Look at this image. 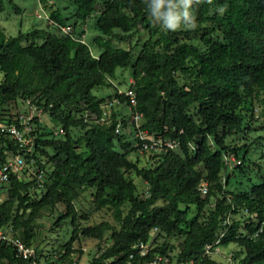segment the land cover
Masks as SVG:
<instances>
[{"label": "trees", "instance_id": "trees-1", "mask_svg": "<svg viewBox=\"0 0 264 264\" xmlns=\"http://www.w3.org/2000/svg\"><path fill=\"white\" fill-rule=\"evenodd\" d=\"M35 1L37 7L49 2ZM181 2L186 20L178 14ZM53 5L42 28L14 36L0 28V123H16L19 114L12 111L27 100L43 107L52 123L33 119L27 136L34 147L25 159L43 171L42 187L34 191L35 179L25 171L10 174L0 187V228L33 245L38 220L55 216L50 230L69 227L70 234L62 243L35 244L38 254L58 256L48 264L78 262L74 255L81 251L73 244L80 239L97 242L88 264H126L137 259L139 242L174 264H221L204 252L220 236L216 247H236L234 264H264V0ZM7 10L22 13L13 0H0V16ZM90 17L98 35L87 44ZM176 21L187 27L177 29ZM117 69L130 70L127 89L135 93L131 112L141 115L139 129L178 144L150 155L146 166L130 158L135 129L124 115L128 100L112 83ZM100 88L112 93L98 98L93 91ZM113 97L120 109L110 123H95L100 104ZM118 117L122 128L115 135ZM20 150L0 134V165ZM132 175L145 184L143 193ZM82 196L92 211L108 210L115 226L81 225L88 219L77 209ZM0 264L28 262L1 243Z\"/></svg>", "mask_w": 264, "mask_h": 264}, {"label": "built area", "instance_id": "built-area-1", "mask_svg": "<svg viewBox=\"0 0 264 264\" xmlns=\"http://www.w3.org/2000/svg\"><path fill=\"white\" fill-rule=\"evenodd\" d=\"M63 32L69 34L71 32L69 27L63 29ZM117 95H123L127 98L128 104L126 106L127 110L130 112L128 123L135 129L134 138L136 139L135 146L140 154L150 156L154 154L162 153L166 150H174L177 148L178 144L174 140L167 139L161 136H154L148 134L145 131L139 129L141 115L138 113L131 112L135 105V93L133 90L120 91L117 90ZM25 112L18 115V120L16 123H11L5 125L0 123V134L6 135L15 142L19 144L21 148L20 152L14 155H7L6 161L0 165V187L7 184L9 175L13 174L17 177L22 171L35 179V185L33 186L34 191H39L42 187L43 171L33 166L32 160L28 163L25 159L27 156H31L32 149L34 147L32 137H27L28 133L32 131V120H40L43 116L47 115V111L38 106L31 101H25L24 103ZM121 103L118 98L113 97L112 99H105L103 103L100 104V116L94 119L95 123L98 124H108L111 122V116L116 113L120 107ZM86 117L84 118V121ZM121 120L116 118V124L114 126V134H121ZM62 128L58 127L56 134L63 135ZM232 164L234 160L232 157L228 159ZM146 190V188H145ZM199 190L202 194L206 192V184L202 182L199 185ZM4 194L0 193V203L4 198ZM221 237V236H220ZM219 237V238H220ZM219 238L215 241L214 245H206L204 247L205 254L213 255L218 254L219 248L215 245L218 244ZM4 243L11 245L15 251V255L23 261H27L28 264H48L57 261L58 256L53 252H43L38 254L33 245H26L20 238L13 236V231L11 228L1 229L0 228V244ZM137 259H133V256L129 257L126 264H174L165 255L151 254L152 247L149 243L139 242L136 246ZM226 260L229 264H234L232 259V253H228ZM66 264H80L79 262L72 261ZM179 264H192L179 263Z\"/></svg>", "mask_w": 264, "mask_h": 264}, {"label": "rangeland", "instance_id": "rangeland-1", "mask_svg": "<svg viewBox=\"0 0 264 264\" xmlns=\"http://www.w3.org/2000/svg\"><path fill=\"white\" fill-rule=\"evenodd\" d=\"M13 2L18 5L22 9L21 14H15L11 10L5 11L2 15L0 16V28H2L3 32L7 34V36H14L17 34L18 30L25 31L33 26L42 28L44 27V20L43 17H47L49 15V12L53 10L54 5H53V0H49L47 5H41L37 7V3L35 0H13ZM179 12L178 14L180 15V19L186 20L188 16V10L187 6L185 3L181 2L179 7ZM7 14V15H6ZM93 22L94 19L93 17L88 18L86 22V30H85V37L84 41L87 44H91L92 38L98 35V33L95 31L93 28ZM174 26L177 29H185L187 26H181L180 22L176 21L174 22ZM145 35L142 34V38ZM115 46L118 48L122 49H127L128 44L126 43H115ZM94 53H97L96 49H93ZM132 80L130 79V70L129 69H117L115 71V77L112 80L113 85L117 86L121 90H125L128 88L129 83ZM94 95L97 96L98 98L104 97L108 94L112 93V89H107V88H100L95 91H93ZM18 106L13 109V113H19L22 114L25 112V107L24 104L18 102ZM255 108L257 106L255 105ZM257 115H259V112L257 110ZM125 119L128 120L130 113L126 111L124 113ZM40 121L43 124L49 123V128L51 127V124L49 119L46 116H43ZM259 126L263 127L264 123H259ZM131 160H138L141 166H146L149 163L150 156H146L143 154H140L137 150L134 151L130 155ZM133 181L137 187V192L138 193H143L145 191V184L137 177L133 176ZM61 207L59 210L61 211ZM77 209L80 211L81 214L87 213L88 219L87 223H84L83 221H80L81 225H95L98 224L102 221H107L110 224L114 225L110 215V212L106 209L100 210L98 212H94L91 209V206L89 204V199L88 196H82L80 199L77 201ZM55 217V216H53ZM53 217H50L49 215H45L44 217H41L38 220V225H39V230H38V237L37 241L35 242L38 247H41L44 245L45 240H49L50 243L53 244H58L65 242L70 234V228L68 227H62L59 229H51L52 222L54 220ZM44 239V240H43ZM174 242V241H173ZM175 243V242H174ZM33 244V246H35ZM73 248L76 250H80L81 254H75L74 258L78 259V262L80 264H88V262L91 260L95 249L97 248V242L95 240H85V239H80L79 241L75 242L73 244ZM236 247L234 245H230L227 247H222L219 248L218 254H213L210 255V257L221 264H229L228 261L226 260V257L228 253H232Z\"/></svg>", "mask_w": 264, "mask_h": 264}, {"label": "clouds", "instance_id": "clouds-1", "mask_svg": "<svg viewBox=\"0 0 264 264\" xmlns=\"http://www.w3.org/2000/svg\"><path fill=\"white\" fill-rule=\"evenodd\" d=\"M64 28H66V27H64ZM64 28H62V31H63V29H64ZM69 28H70V27H69ZM70 30L72 31V29H71V28H70ZM70 33H71V32H70ZM83 38H84V36H83ZM82 42H83V41H82ZM130 79H131V78H130ZM131 82H132V81H131ZM131 82H130V83H131ZM117 90H120V91H122V92H123V91H126V90H131V89H125V90H121V89H119V88L117 87ZM116 92H117V91H116ZM119 109H120V107H119ZM119 109H118V110H119ZM125 110H126V111H128V110H127V108H126ZM128 112H129V111H128ZM129 113H130V112H129Z\"/></svg>", "mask_w": 264, "mask_h": 264}]
</instances>
